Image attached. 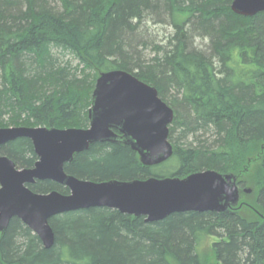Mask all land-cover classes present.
Instances as JSON below:
<instances>
[{
	"label": "trees",
	"instance_id": "obj_1",
	"mask_svg": "<svg viewBox=\"0 0 264 264\" xmlns=\"http://www.w3.org/2000/svg\"><path fill=\"white\" fill-rule=\"evenodd\" d=\"M232 1L0 0V127L87 128L97 78L125 70L174 109L173 155L145 166L129 145L96 142L66 173L100 182L215 170L252 189L225 212L154 222L107 207L65 212L49 221V248L13 217L0 232V264H210L201 251L210 236L217 262L264 264V12L237 14ZM148 19L172 26L167 44L150 37ZM0 155L17 168L38 159L26 137ZM30 188L69 193L51 180Z\"/></svg>",
	"mask_w": 264,
	"mask_h": 264
},
{
	"label": "water",
	"instance_id": "obj_2",
	"mask_svg": "<svg viewBox=\"0 0 264 264\" xmlns=\"http://www.w3.org/2000/svg\"><path fill=\"white\" fill-rule=\"evenodd\" d=\"M231 9L253 16L264 12V0H233ZM88 116L87 128L0 127V146L26 137L38 157L33 167L17 168L12 159L0 155V232L17 217L49 248L55 241L49 221L65 212L107 207L154 222L173 213L225 212L239 203L242 193L252 192L251 188L239 187L238 175L215 170L184 178L100 182L68 174L65 165L96 142L129 145L145 166L159 165L174 153L169 140L174 109L155 86L130 72L114 69L99 75ZM44 180L67 187L69 193H39L30 188Z\"/></svg>",
	"mask_w": 264,
	"mask_h": 264
},
{
	"label": "rangeland",
	"instance_id": "obj_3",
	"mask_svg": "<svg viewBox=\"0 0 264 264\" xmlns=\"http://www.w3.org/2000/svg\"><path fill=\"white\" fill-rule=\"evenodd\" d=\"M145 27L147 28V32L150 35V37L155 42H158V43L160 42L162 44L168 43L170 34L173 32V29L171 28L172 26L169 25L168 23H164V22H160V21H156L152 19L146 20ZM206 43H207V40L205 39L204 40H201L200 38L196 39V44L199 47H203L204 44ZM144 55L148 57L150 55V49L149 50L146 49L144 51ZM217 241H219V238L215 236H210V237H205V239L202 241V244H201V248H202L201 251H203V254L206 255L207 257H209L210 255V261H209L210 264H221L214 259V255L211 251L212 244Z\"/></svg>",
	"mask_w": 264,
	"mask_h": 264
},
{
	"label": "flooded vegetation",
	"instance_id": "obj_4",
	"mask_svg": "<svg viewBox=\"0 0 264 264\" xmlns=\"http://www.w3.org/2000/svg\"><path fill=\"white\" fill-rule=\"evenodd\" d=\"M238 185H239V187H241V184H239V182H238Z\"/></svg>",
	"mask_w": 264,
	"mask_h": 264
}]
</instances>
